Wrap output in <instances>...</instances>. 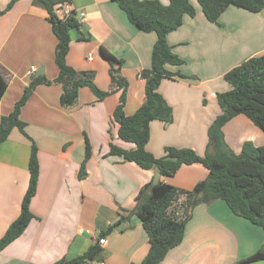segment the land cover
I'll return each mask as SVG.
<instances>
[{
	"label": "crops",
	"instance_id": "1",
	"mask_svg": "<svg viewBox=\"0 0 264 264\" xmlns=\"http://www.w3.org/2000/svg\"><path fill=\"white\" fill-rule=\"evenodd\" d=\"M10 1L0 0V10ZM64 2L81 22L79 28L68 31L66 64L85 72L99 90L107 91L110 66L99 47L111 53L114 66L122 59L118 74L127 81L123 110L131 115L144 100L139 72L150 67L155 32L138 30L111 0ZM193 4L195 15H184L182 24L166 36L172 51L183 60L166 68L189 77L160 82L158 91L171 106L172 118L170 123H149L145 147L155 157L163 155L166 145L190 147L203 155L208 126L221 112L216 93L231 87L224 73L264 53V7L250 12L229 5L214 23L204 17L196 1ZM56 14L63 17L58 10ZM55 43L46 11L31 0H15L0 15V73L7 84L0 115L10 113L38 68L42 67L40 74L47 79L57 76ZM60 93L59 83L37 84L20 109L24 130L37 147L39 172L29 204L34 217L0 251V264H52L83 253L93 243L98 260L80 264H139L149 242L132 209L138 191L150 183L156 169H142L108 154L110 142L123 149L133 147L117 136V124L112 120L119 91L99 99L82 86L75 104L68 108L60 105ZM222 130L235 153L245 140L264 145V132L244 114L232 117ZM86 139L91 155L85 162L84 177L79 178ZM30 145L31 140L15 127L0 143V237L19 214L28 184ZM206 176L204 166L192 163L181 165L172 176L160 175L159 180L179 190L175 206L185 200L183 191ZM186 211L183 239L159 264H238L264 245V230L232 213L223 200L198 203ZM110 225L113 227L107 231ZM99 233H103L104 243H99ZM241 264H264V259Z\"/></svg>",
	"mask_w": 264,
	"mask_h": 264
},
{
	"label": "trees",
	"instance_id": "2",
	"mask_svg": "<svg viewBox=\"0 0 264 264\" xmlns=\"http://www.w3.org/2000/svg\"><path fill=\"white\" fill-rule=\"evenodd\" d=\"M15 0H11L0 15L8 10ZM32 4L43 8L47 13L51 30L56 38L54 61L58 67L57 76L50 80L44 75L35 76L24 87L21 96L14 103L9 114L0 115V143L4 141L12 128H17L31 140L28 159V184L20 202L18 216L8 225L0 237V251L22 234L34 217L29 204L36 191L39 172L37 147L24 130L25 122L20 119V109L27 101L37 84L59 83L61 93L59 103L68 108L75 104L78 88L87 86L99 99L119 91L118 102L112 112V120L117 124V136L133 144L130 149H123L109 143V155L122 157L142 169H158L161 176H172L183 164L198 163L207 169V176L198 181L192 189L183 191L185 200L181 203L184 210L192 209L198 203L223 200L230 211L264 230V145H255L245 140L238 153L228 145L222 127L237 114H244L264 132V53L254 55L232 67L224 73V79L230 89L216 93L221 112L212 120L207 129L208 141L203 155L190 147L166 145L163 155L155 157L146 150L149 139V123L160 120L170 123L171 106L159 93L158 87L163 79L189 77L179 70L169 71L167 64L179 65L183 60L172 51L167 42V34L182 24L183 16L196 13L193 0H111L126 15L127 20L138 30L153 31L156 39L151 51L150 67L141 69L140 77L144 80V100L131 115L124 113L127 81L118 74L112 55L104 47H99L101 55L109 63L110 88L99 90L85 72H78L68 66L65 56L69 47L71 28H79L81 22L77 14L71 12L60 19L56 7L65 0H31ZM199 5L204 17L217 23L219 15L229 5H234L250 12H258L264 7V0H194ZM191 77V76H190ZM6 81L0 73V99L6 90ZM90 146L86 139L84 158L81 161L78 176L85 175V162L90 157ZM179 197V190L162 180L152 187L146 183L135 197L132 212L142 223L149 242L148 251L139 264H159L166 253L178 245L184 236L188 211L182 215L173 212L172 206ZM124 218L123 216L120 219ZM108 226L107 231L112 229ZM103 233H99V237ZM264 259V245L253 254L237 263H250ZM98 260L95 243L72 258H61L52 264H80Z\"/></svg>",
	"mask_w": 264,
	"mask_h": 264
},
{
	"label": "built area",
	"instance_id": "3",
	"mask_svg": "<svg viewBox=\"0 0 264 264\" xmlns=\"http://www.w3.org/2000/svg\"><path fill=\"white\" fill-rule=\"evenodd\" d=\"M56 10H58L62 14L61 16H63L60 19H63V18H65V16L69 15L71 12H74V11H72L70 5L68 3H66V2H62V3L58 4L57 7H56V9H55V11ZM79 15L81 17L82 16V13H80ZM87 59L88 60H91V54L90 53H88ZM182 214H183V212L181 213V215ZM98 241H99V243H104L105 239H104V237H100L98 239ZM95 264H101V263L100 262H97Z\"/></svg>",
	"mask_w": 264,
	"mask_h": 264
},
{
	"label": "water",
	"instance_id": "4",
	"mask_svg": "<svg viewBox=\"0 0 264 264\" xmlns=\"http://www.w3.org/2000/svg\"><path fill=\"white\" fill-rule=\"evenodd\" d=\"M42 73V67L38 68L33 74H32V77L33 78L34 76H36L37 74H40ZM159 177H160V172L158 169H156L154 171V175L149 183V187H152L154 184H156L158 181H159Z\"/></svg>",
	"mask_w": 264,
	"mask_h": 264
},
{
	"label": "rangeland",
	"instance_id": "5",
	"mask_svg": "<svg viewBox=\"0 0 264 264\" xmlns=\"http://www.w3.org/2000/svg\"><path fill=\"white\" fill-rule=\"evenodd\" d=\"M184 206H186V205H179V204H177V205H175V206H172V209H173V212L175 213V214H177V215H181V213L183 212V211H186V210H184L185 208H184ZM184 213V212H183Z\"/></svg>",
	"mask_w": 264,
	"mask_h": 264
}]
</instances>
